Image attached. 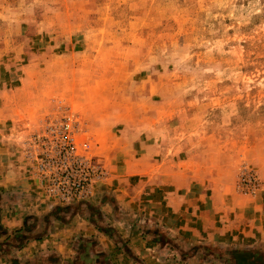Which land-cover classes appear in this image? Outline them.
<instances>
[{"label": "rangeland", "instance_id": "obj_1", "mask_svg": "<svg viewBox=\"0 0 264 264\" xmlns=\"http://www.w3.org/2000/svg\"><path fill=\"white\" fill-rule=\"evenodd\" d=\"M0 131L21 143L51 210L17 231L0 223V264H66L55 241L35 242L61 232L51 216L91 203L112 163L152 156L190 204L250 199L264 188V0H0ZM67 144L105 176L64 200ZM95 219L116 240L108 257L127 264L122 235ZM78 247L77 264L104 261Z\"/></svg>", "mask_w": 264, "mask_h": 264}, {"label": "crops", "instance_id": "obj_2", "mask_svg": "<svg viewBox=\"0 0 264 264\" xmlns=\"http://www.w3.org/2000/svg\"><path fill=\"white\" fill-rule=\"evenodd\" d=\"M2 134L0 131V193L4 192L5 200L0 206V223L12 232L24 227L28 213L44 216L51 210L32 181L21 143ZM132 162L129 168L112 163L108 181L96 188L90 204L65 208L69 214L65 219L51 216L50 224H60L62 236L52 227L50 234L34 242L45 248L55 241L52 247L62 253L59 257L66 264H77L82 254L78 245L87 242L92 255L103 256L100 264H114L108 256L116 240L97 231V214L100 223L122 235L125 253L118 256L127 264H200L204 260L237 264V253L244 251L254 252L264 264V188L250 199L232 193L190 204L189 191L184 189L187 183L160 170L162 165L152 156ZM24 194L27 198L21 196L16 202L14 195ZM31 195L38 198L37 211L30 208L36 200L26 201ZM66 254L71 260H64Z\"/></svg>", "mask_w": 264, "mask_h": 264}, {"label": "built area", "instance_id": "obj_3", "mask_svg": "<svg viewBox=\"0 0 264 264\" xmlns=\"http://www.w3.org/2000/svg\"><path fill=\"white\" fill-rule=\"evenodd\" d=\"M65 153L66 163L64 175L68 178L69 191L61 192L64 200L74 199L77 197H84L90 191V186L95 178L105 176V171L99 164L93 163L86 157L78 156L75 154V148L71 144H67L63 148ZM252 189L259 186L258 180L255 177L249 179Z\"/></svg>", "mask_w": 264, "mask_h": 264}, {"label": "trees", "instance_id": "obj_4", "mask_svg": "<svg viewBox=\"0 0 264 264\" xmlns=\"http://www.w3.org/2000/svg\"><path fill=\"white\" fill-rule=\"evenodd\" d=\"M235 260L237 264H263L262 258L251 251L237 253Z\"/></svg>", "mask_w": 264, "mask_h": 264}]
</instances>
